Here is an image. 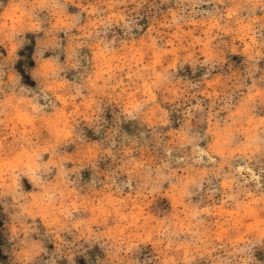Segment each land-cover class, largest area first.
I'll return each mask as SVG.
<instances>
[{"label":"clouds","instance_id":"1","mask_svg":"<svg viewBox=\"0 0 264 264\" xmlns=\"http://www.w3.org/2000/svg\"><path fill=\"white\" fill-rule=\"evenodd\" d=\"M0 264H264V0H0Z\"/></svg>","mask_w":264,"mask_h":264}]
</instances>
